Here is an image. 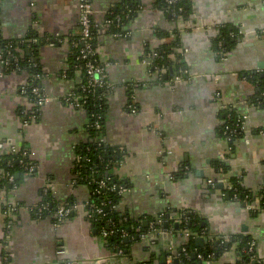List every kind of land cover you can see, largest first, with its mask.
<instances>
[{
  "label": "crops",
  "instance_id": "obj_1",
  "mask_svg": "<svg viewBox=\"0 0 264 264\" xmlns=\"http://www.w3.org/2000/svg\"><path fill=\"white\" fill-rule=\"evenodd\" d=\"M139 1L141 9L125 37L101 34L96 50L115 87L108 100L105 143L122 157L114 173L128 188L119 207L142 219L148 229L160 220L154 241L137 234L126 253L111 250L89 217L88 187L72 182L75 147L88 137L85 113L64 102L80 80L79 74L73 80L63 76L72 41L79 35L80 0H0L3 39L18 40L30 31L45 38L37 61L47 97L37 120L23 125L18 110L29 106L20 92L27 74H4L0 65V159L11 156V145L22 146L36 165L33 175H15L18 185L7 196L0 193V264H161L164 256L167 264L177 259L189 238L179 230L180 210L197 214L211 237H250L256 254L264 256V219L252 218L243 201L227 193L229 176L239 178L252 196L259 198L264 190V105L246 104L253 88L242 76L264 73V0H190L186 25L167 17L156 0ZM121 2L92 0L93 17L101 23ZM228 23L239 28L241 37L229 54L219 57L211 42L217 27ZM173 29L180 32L188 79L152 81L143 53L163 42L156 32ZM130 83L147 85L129 90ZM131 98L136 114L128 108ZM229 110L246 117L244 137L234 142L233 150L218 136L223 112ZM224 159L230 170L210 187L213 165ZM181 167L188 175L174 180L171 175ZM47 186L60 203L74 202L59 227L53 217L31 213ZM4 202L22 207L6 216ZM164 213L173 218L172 224L178 222V229L164 227ZM234 249L209 263L192 252V264H232Z\"/></svg>",
  "mask_w": 264,
  "mask_h": 264
},
{
  "label": "trees",
  "instance_id": "obj_2",
  "mask_svg": "<svg viewBox=\"0 0 264 264\" xmlns=\"http://www.w3.org/2000/svg\"><path fill=\"white\" fill-rule=\"evenodd\" d=\"M92 3V0H88ZM168 1H172L168 3ZM158 8L162 9L165 15L171 20H180L183 24H187L191 16V3L190 0H156ZM141 9V3L139 0H122L120 6L109 9L104 15L105 20L112 21L108 30L104 32L106 35L118 33L121 38H124L127 32V28L130 23L136 18ZM174 13V14H173ZM119 18V23H115V18ZM217 34L211 42V47L217 56H226L229 54L237 44V40L241 35L239 34V28L228 24H222L217 27ZM157 36L163 39V42L156 48H146L143 53V59L151 57L152 65L148 67L154 78L152 81L163 83L169 81L175 76L181 75L184 79L188 77L187 67L185 65L181 50L180 32L178 29L165 30L156 32ZM99 35L97 29L93 30L92 46L96 49ZM34 41V42H33ZM12 47V57L7 59L9 67L4 69V74L17 73L27 74V86L24 97L27 102L35 104L37 96L32 93L33 88H37L42 91L41 79L44 77L42 68L40 67L37 59L40 45L45 43V38L38 37L35 32L30 31L26 36L18 40H2L0 42V48L4 49L3 44L9 43ZM92 48V49H93ZM82 49V43L80 42V36L77 35L72 41V47L68 56V67L64 71L63 76L66 79L73 80L76 75L79 74L80 80L75 88L64 98L65 103L73 95L84 98L80 101L83 105V112L87 117L86 132L88 134L87 140L75 147V162L73 169L72 182L74 186L85 185L89 189V200L87 202V210L90 213L88 204H93L96 208L101 210L100 214H91V222L100 233L101 230L112 231L111 235L105 238L106 244L114 252L121 251V254L126 253L129 248L132 237V241L137 239V234L146 235L150 233L151 228L144 227L142 219L134 218L126 210L120 209L119 203L123 197L124 189L128 188L127 183L119 179L115 175V169H117L120 161L121 154L114 148L109 147L105 143V122L108 109V100L110 95L104 88L95 87L89 91H82L80 85L85 83L86 71L85 64L87 61H92L95 58L80 59L78 58V52ZM28 52V53H27ZM150 56V57H149ZM97 63H99L97 61ZM156 70H164L163 73L156 72ZM159 76V80L157 77ZM243 79L252 88L253 91L248 95L246 104L256 108H260L264 105V73L262 72H245ZM157 79V80H156ZM129 90H132L134 86L132 84H126ZM130 96L131 91H129ZM128 105H134L133 100ZM37 107L26 109L22 108L18 110V118L27 120L28 116H31V112L35 113V117L27 120V124L35 122L40 114V111H36ZM138 109V107L136 106ZM223 122L218 127V136L224 140L229 150H233L234 142L244 137L243 132V115H239L234 110L223 112ZM17 153H12L11 156H6L0 159V191L8 193L18 185V180L15 179V175L20 173L21 175H33L36 170L28 174V170L23 167V164H33L36 166L30 158V152L25 147H18ZM23 151H26L27 156H23ZM20 161L23 164H20ZM214 176L211 179L213 184L217 181V176L228 174L230 168L227 161L219 160L213 165ZM9 173L13 177V183H9L6 179V174ZM189 170H185L183 167L174 172L171 177L174 180L186 177ZM239 178L235 176H229L228 182L230 183V190L227 193L232 197L236 194L237 200L243 201V203H254L255 210H249V214L252 218H256L260 212L264 211V190L261 191L259 198L252 196L239 184ZM101 184H103L101 186ZM110 190V188H112ZM211 187V186H210ZM43 191V190H42ZM41 201L31 208L33 213L38 218L53 217L56 211V207L61 204L65 206L73 207L74 202L65 201L60 203L49 191H43L41 194ZM247 197V198H246ZM246 198V199H245ZM257 198V201L255 200ZM22 207L21 204L16 203V211ZM171 213L167 212V214ZM166 213L161 216L162 223L171 225L173 218H168ZM180 217L179 230H185L190 233L188 241L182 245L177 256L178 264H192L191 253L195 252V255H201L204 261L209 259L212 255V259H218L226 252L231 250L235 246L236 260L232 264H260L255 251H248L247 244L251 240L248 236H233V240L228 243H222V238H219L216 242H208L202 248H198L195 243V236L205 229L202 226V222L192 211L180 210L177 213ZM52 219V218H51ZM55 221L54 217L52 219ZM174 226V224H172ZM160 225L155 223L154 230L159 231ZM184 250V251H183ZM145 264H151L150 262Z\"/></svg>",
  "mask_w": 264,
  "mask_h": 264
},
{
  "label": "built area",
  "instance_id": "obj_3",
  "mask_svg": "<svg viewBox=\"0 0 264 264\" xmlns=\"http://www.w3.org/2000/svg\"><path fill=\"white\" fill-rule=\"evenodd\" d=\"M172 1H168V3H171ZM174 14V13H173ZM112 21L110 20H105L103 19V21L100 23L97 20H95V18L93 17V9H92V3L88 0H80V13H79V36H80V42L82 43V49L79 50L78 52V58L80 59H89V58H95L97 56V60L93 59L92 61H87L84 68L86 71V81L85 83L80 85V89L82 91H89L92 88L95 87H99V88H104L107 93H114L115 92V87L109 82L108 80V75H107V64L106 63H102L98 57V52L96 49H94L92 46V41H93V30L97 29V34L101 35V34H105L104 32H106V30H108L109 26L111 25ZM115 23H119V18L116 17L115 18ZM110 36L112 37H119L118 33H114V34H110ZM3 39L0 36V42ZM34 42V41H33ZM4 49L0 48V65L3 69H6L9 67V63L7 61V59L11 58L13 60H16L15 57H12V53H11V45L10 42L6 43V45L3 44ZM93 48V49H92ZM150 57V56H149ZM97 61L99 63H97ZM142 63L144 65H146L147 67L152 65V60L151 57L148 59H143ZM156 72H159L160 74L164 72V70H156ZM152 74V73H151ZM151 76V75H150ZM155 78V77H154ZM157 79L159 80V76L157 77ZM156 79V80H157ZM188 79V78H187ZM185 80L183 78V76L178 75L173 77L170 81L171 82H179ZM147 84H136L134 85V87H146ZM27 86V82H23L20 86V92L21 95L24 97L25 91H26V87ZM32 93L34 95L37 96V101L35 102V104H31L28 102L29 106L27 107V110L30 109L31 107H37L36 111H41L42 107L45 105V102L47 101V97L44 95L43 92H41L40 90H38L37 88H33ZM25 98V97H24ZM84 98L79 97V96H72L67 102H69L68 104H70L71 106L78 108L80 110H83V103L81 104L80 101H83ZM26 100V99H25ZM27 101V100H26ZM129 111L132 114H136L138 113V109L136 108V106L134 105H129ZM31 116H28L26 119H32L35 117V113L30 114ZM244 122H245V116L242 117ZM20 119V118H19ZM27 120H22L20 119V122L23 125H27ZM243 122V124H244ZM19 150L18 147H16L15 145H11L9 148V152L12 155V153H17ZM23 156H27L26 151H23L22 153ZM20 164H23L22 161H20ZM23 167L26 168L28 170V174H31L35 171V166L33 164H23ZM6 179L8 180L9 183H13V177L11 174L7 173L6 174ZM208 184L210 186H213V182L212 180H208L207 181ZM103 184H101L102 186ZM112 188H110V190H112ZM230 190V187L228 188ZM48 190V186L44 189V192ZM124 191H126V189H124ZM2 196H7V193L5 191H0ZM247 198V197H246ZM245 198V199H246ZM233 200H236V194H234L232 196ZM245 207L248 210H255L256 206L254 203H245ZM5 205V211L4 214L7 216H9L12 213V216L14 215V212L16 211V203L12 202V205H8L4 202ZM89 208H90V213L93 214H100L101 210L99 208H96L93 204H88ZM74 206L73 207H68L65 206V204H61L58 205L56 207V211L53 214V217L55 219V226L59 227L64 220L67 218V216L73 211ZM89 213V217L91 218V214ZM258 216H261L260 218L264 219V211L260 212ZM161 218V216H160ZM180 218V217H179ZM180 220V219H179ZM180 222V221H179ZM161 223L160 220H157V224ZM150 228L151 231L150 233L143 235L140 234V238L142 239H147V240H151L154 241L155 239V230H154V223L150 224ZM113 232L112 231H108V230H101L100 234L102 235V237L106 238L108 235H111ZM185 236L189 237L190 233L185 231ZM199 237H203V238H207V242L213 243L216 242L220 237L218 238H214L213 236L211 237L210 234L208 233V231L206 229H204L200 235H198ZM196 237V236H195ZM194 237V238H195ZM233 240V236L230 235H226L224 237H222V243H228L230 241ZM129 241H132V237L129 239ZM255 242L254 240H250L247 244V248L248 251H255ZM184 251V250H183ZM119 254H121L122 252L119 251ZM199 258H202L201 255H198ZM258 260L260 261V264H264V256H259L257 255ZM212 261V255L209 256V259L206 260V262H210ZM167 264H172V261H168Z\"/></svg>",
  "mask_w": 264,
  "mask_h": 264
},
{
  "label": "water",
  "instance_id": "obj_4",
  "mask_svg": "<svg viewBox=\"0 0 264 264\" xmlns=\"http://www.w3.org/2000/svg\"><path fill=\"white\" fill-rule=\"evenodd\" d=\"M215 188H216V186H215ZM177 223L174 224V226L177 227V229H178V224ZM164 227L166 228L167 226L164 224ZM195 243H196L197 246L203 247L206 244V238L198 236V237L195 238ZM191 258L195 259V255L193 253H191ZM165 261H166V256H164V258L161 260V264H165ZM172 264H178L177 259L174 258L172 260Z\"/></svg>",
  "mask_w": 264,
  "mask_h": 264
}]
</instances>
